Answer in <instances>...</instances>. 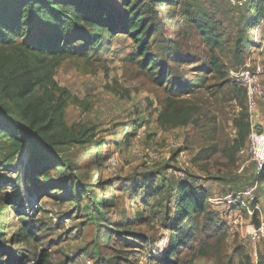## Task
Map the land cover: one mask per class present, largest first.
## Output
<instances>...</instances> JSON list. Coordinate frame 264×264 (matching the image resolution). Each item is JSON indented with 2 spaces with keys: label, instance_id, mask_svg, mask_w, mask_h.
<instances>
[{
  "label": "rangeland",
  "instance_id": "374dc122",
  "mask_svg": "<svg viewBox=\"0 0 264 264\" xmlns=\"http://www.w3.org/2000/svg\"><path fill=\"white\" fill-rule=\"evenodd\" d=\"M104 1L112 12H123L129 0ZM183 1L156 6L144 0L154 9L155 32L146 39L155 65L148 69L139 65L135 42L125 33L106 35L87 53L43 62L24 49L25 37L0 43V105L26 128L45 126V136L55 142L54 159L43 164L47 182L42 171L30 173L27 147L0 168V226L12 255L26 256L27 264L41 252L48 254L49 264H158L171 233L165 219L166 212L174 213L171 187L189 181L206 189V207L220 228L208 238L206 220L197 217L202 229L189 248L180 250L179 263L264 264V237L255 244L249 240L254 228L264 227L257 161L249 153L248 136L227 156L224 145H231L238 132L232 122L240 111L238 100L229 97L227 86L217 91L221 80L202 72L211 50L186 19ZM196 1L222 22L223 50L213 53L226 65L227 78L242 89L230 71L248 58L264 64L256 56L264 54V20L246 31L252 40L236 51L239 29L250 16L248 3ZM173 43L180 49L175 56ZM79 45L73 40L72 46ZM43 68L54 99H47L39 84L26 97H16L21 81H35ZM167 73L176 87L204 76V86L183 97L194 106L188 125L158 123L167 95L166 78L160 77ZM132 123L136 132L127 137ZM212 130L213 141L208 140ZM0 146L1 160L7 141ZM161 187V194H153ZM26 224L35 233L27 240L18 235ZM200 246L205 256L197 252Z\"/></svg>",
  "mask_w": 264,
  "mask_h": 264
},
{
  "label": "trees",
  "instance_id": "16d2710c",
  "mask_svg": "<svg viewBox=\"0 0 264 264\" xmlns=\"http://www.w3.org/2000/svg\"><path fill=\"white\" fill-rule=\"evenodd\" d=\"M247 3L250 16L243 20L244 28L239 29L240 36L235 41L236 51L240 50L242 44L251 42L252 39L250 35H246V31L249 28L258 27L261 20H264V0H249ZM108 4L104 0H0V43H14L17 38L25 37L27 41L21 42L24 49L34 57L42 58L43 62L48 57L57 56L62 59L69 55L87 53L90 49H96L106 35L114 37L117 33H125L135 42L136 53L140 58L139 65L147 69L154 67L155 63L153 58L149 57V44L146 39L149 32L151 34L155 32V27H152L150 20L154 12L152 5L144 3V0H129L127 4L125 3L123 12H112L107 7ZM152 4L156 6L171 4V0H152ZM180 6L184 7L186 19L211 50L207 67L202 72L208 75L213 74L214 78L221 80V83L216 85L217 91L227 86L229 97L238 100L240 111L232 120L233 125L238 129L237 136L231 145H224L225 150H228L227 156L232 157L245 142L251 126L248 121L249 114L245 106L243 89L238 88L234 81L227 78L226 65L213 53L215 49L223 50L224 26L196 0H184ZM73 40L80 45L72 46ZM179 51L178 43H173L170 54L175 56L179 54ZM161 78H166L163 86L167 89V95L158 113V123L171 127L188 125L191 122L194 106L183 97L194 93L197 88H202L204 76L199 81L197 79L198 82L192 81L190 85L179 87L169 84L168 73L161 75ZM50 82L48 69H40L35 81L29 78L21 81V89L16 97H26L32 92L34 86L39 84L43 90L42 94L47 99L53 100ZM217 91L214 90L211 94ZM45 128V126L26 128L18 119L10 115L6 107L0 105V143L7 141L4 154H1L0 168L13 161L20 149L27 147L30 173L37 176V172L42 171L43 182H47V173L43 169V164L50 163L54 159L55 142L45 136ZM129 128L127 137L134 135L137 129L134 123ZM213 132L212 130L208 140H214ZM4 137L7 138L6 141H1ZM210 148L212 152L216 151L215 145ZM257 178L264 195V165ZM195 188V185L189 181H182L171 187V191L176 194L174 213L170 217V212H166L165 215L171 233L167 250L164 257L157 262L158 264H180L178 253L183 248H189L202 229L197 223V217L202 216L206 220L203 229L208 238L220 228L214 225V213L206 207V190L202 187ZM163 190L162 187L155 189L153 194H161ZM2 227L1 225L0 264H27L26 256L12 255L6 250ZM18 235H23L27 240L35 233L26 224L21 227ZM197 252L201 256L206 254L201 246L198 247ZM47 256L46 252H41L34 264H49L46 260ZM115 263L118 264V261ZM183 264H192V261L189 260Z\"/></svg>",
  "mask_w": 264,
  "mask_h": 264
},
{
  "label": "built area",
  "instance_id": "2783aa9c",
  "mask_svg": "<svg viewBox=\"0 0 264 264\" xmlns=\"http://www.w3.org/2000/svg\"><path fill=\"white\" fill-rule=\"evenodd\" d=\"M231 5L240 6L247 3L249 0H227ZM232 78L242 87L246 95L247 108L249 110V117L256 106L257 101H261L264 106V64L258 60L248 58L244 63L230 71ZM251 130L248 135L249 153L257 161V174L264 165V158L259 155V139L264 137V127H253L251 119ZM243 151H241L242 153ZM251 189L244 194H250ZM211 200V199H210ZM264 237V227L260 226L254 228L249 235V240L256 243ZM255 257V253L253 254Z\"/></svg>",
  "mask_w": 264,
  "mask_h": 264
},
{
  "label": "crops",
  "instance_id": "0c3cea01",
  "mask_svg": "<svg viewBox=\"0 0 264 264\" xmlns=\"http://www.w3.org/2000/svg\"><path fill=\"white\" fill-rule=\"evenodd\" d=\"M256 56H258V57L262 56L264 58V54H262V55L256 54ZM251 119H252V122L254 125L256 124V125L264 127V106H263L261 101H257L256 106L251 113ZM263 139H264V137H263ZM199 187H201V185H199ZM203 189H205V188H203Z\"/></svg>",
  "mask_w": 264,
  "mask_h": 264
},
{
  "label": "bare ground",
  "instance_id": "6f19581e",
  "mask_svg": "<svg viewBox=\"0 0 264 264\" xmlns=\"http://www.w3.org/2000/svg\"><path fill=\"white\" fill-rule=\"evenodd\" d=\"M259 155L264 158V139L260 138L259 139Z\"/></svg>",
  "mask_w": 264,
  "mask_h": 264
}]
</instances>
